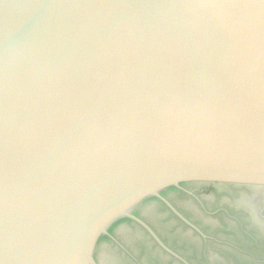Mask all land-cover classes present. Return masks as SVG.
I'll use <instances>...</instances> for the list:
<instances>
[{
	"label": "water",
	"instance_id": "obj_1",
	"mask_svg": "<svg viewBox=\"0 0 264 264\" xmlns=\"http://www.w3.org/2000/svg\"><path fill=\"white\" fill-rule=\"evenodd\" d=\"M195 182L264 186V0H0V264H100L126 220L188 264L141 212L203 234Z\"/></svg>",
	"mask_w": 264,
	"mask_h": 264
},
{
	"label": "rangeland",
	"instance_id": "obj_2",
	"mask_svg": "<svg viewBox=\"0 0 264 264\" xmlns=\"http://www.w3.org/2000/svg\"><path fill=\"white\" fill-rule=\"evenodd\" d=\"M186 188L191 194L171 192L170 201L205 236L156 201L141 212L170 249L188 264H264V186L195 182ZM111 234L97 250L100 264H186L133 221H124ZM197 247L206 254L198 261Z\"/></svg>",
	"mask_w": 264,
	"mask_h": 264
},
{
	"label": "flooded vegetation",
	"instance_id": "obj_3",
	"mask_svg": "<svg viewBox=\"0 0 264 264\" xmlns=\"http://www.w3.org/2000/svg\"><path fill=\"white\" fill-rule=\"evenodd\" d=\"M162 205V204H161ZM197 224V223H196ZM201 236V235H200ZM201 239L203 240V241H207L206 239H204L202 236H201ZM153 240V239H152ZM154 241V240H153ZM156 244V243H155ZM156 245H158V244H156ZM160 247V246H159ZM161 248V247H160ZM203 252H204V250H203ZM170 256H172L175 260H178V261H181L179 258H177V257H175L174 255H172V254H170V253H168ZM199 256H206V254H204V253H202V250H201V253H200V249H199V247H197L196 248V252H195V254H194V259H196L197 261H198V259H199Z\"/></svg>",
	"mask_w": 264,
	"mask_h": 264
}]
</instances>
